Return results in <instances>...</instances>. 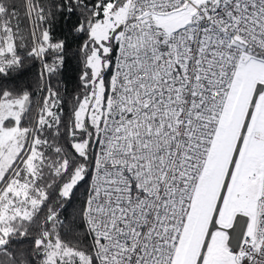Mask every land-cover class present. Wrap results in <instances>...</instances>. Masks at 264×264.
<instances>
[{"label": "snow or ice", "instance_id": "1", "mask_svg": "<svg viewBox=\"0 0 264 264\" xmlns=\"http://www.w3.org/2000/svg\"><path fill=\"white\" fill-rule=\"evenodd\" d=\"M0 264H264V0H0Z\"/></svg>", "mask_w": 264, "mask_h": 264}]
</instances>
